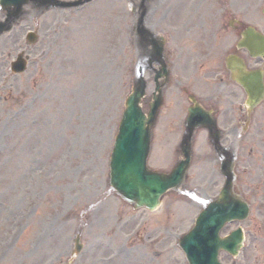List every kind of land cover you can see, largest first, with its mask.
Wrapping results in <instances>:
<instances>
[{
  "label": "rangeland",
  "instance_id": "obj_1",
  "mask_svg": "<svg viewBox=\"0 0 264 264\" xmlns=\"http://www.w3.org/2000/svg\"><path fill=\"white\" fill-rule=\"evenodd\" d=\"M238 4L248 21L257 19L256 13L249 14V6L260 7L259 0H238ZM124 5V0H110L76 15L67 11L58 38L48 31L60 11L41 15L37 18L38 41L26 52L31 59L29 69L20 77L12 76L8 63L20 51L18 46L25 50V43L16 39L14 32L0 38V77H5L0 94L6 96L0 97V264H68L79 227L81 242L87 248L85 257L89 255L92 264H106L103 260L109 249L101 233L114 236L117 245L127 248L128 256L148 249L158 258L157 264H184L173 251L172 241L190 225L193 211H188L186 203L167 197L155 212H138L130 219L133 212L129 207L112 197L105 199L110 197L105 176L111 133L130 86L126 67L132 46L125 38ZM159 16L148 18L147 23L153 20L169 28ZM172 42L191 45L180 36L172 37ZM181 56L178 67L183 71L189 56L186 50ZM53 73L62 74L61 79L55 80V76L53 81ZM187 75L190 83L198 82L190 72ZM232 89L227 83L222 94L226 107L233 105ZM169 120L167 113L164 124L155 130V162L168 155L172 135L166 129ZM229 121L228 116L221 126ZM235 148L239 151L238 184L257 202L264 190L260 184L264 183V102L252 113L247 130L239 132ZM211 158L215 159L207 156L205 164L195 168L198 186L208 188L205 176ZM256 210L244 225L250 245L241 254L242 264H264V241H253L248 232L249 228L254 234L264 232V199ZM97 215L107 225L94 223ZM140 218L145 219L142 225ZM137 224L142 228L131 236ZM109 264L124 263L117 260ZM131 264L141 262L133 260Z\"/></svg>",
  "mask_w": 264,
  "mask_h": 264
},
{
  "label": "bare ground",
  "instance_id": "obj_2",
  "mask_svg": "<svg viewBox=\"0 0 264 264\" xmlns=\"http://www.w3.org/2000/svg\"><path fill=\"white\" fill-rule=\"evenodd\" d=\"M0 69H3L1 63H0ZM55 76H56V79L54 78ZM1 77H3L2 74H1ZM61 77H62V74H57V75H55V74L53 73V74L50 75V78H51L53 81L58 80V79H61ZM54 79H55V80H54ZM50 100H53V99L50 98ZM79 198H82V196H80Z\"/></svg>",
  "mask_w": 264,
  "mask_h": 264
},
{
  "label": "water",
  "instance_id": "obj_3",
  "mask_svg": "<svg viewBox=\"0 0 264 264\" xmlns=\"http://www.w3.org/2000/svg\"><path fill=\"white\" fill-rule=\"evenodd\" d=\"M6 3H9V4H10V3H14V0H6ZM140 171H141V169L139 168V169H138V172H140Z\"/></svg>",
  "mask_w": 264,
  "mask_h": 264
}]
</instances>
